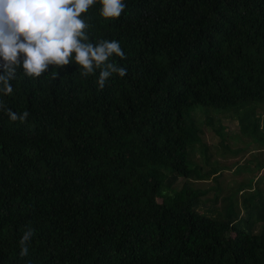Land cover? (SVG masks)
Segmentation results:
<instances>
[{
    "label": "trees",
    "instance_id": "obj_1",
    "mask_svg": "<svg viewBox=\"0 0 264 264\" xmlns=\"http://www.w3.org/2000/svg\"><path fill=\"white\" fill-rule=\"evenodd\" d=\"M124 2L118 18L101 17L100 0L83 17L93 42H120L126 76L101 89L99 70L85 79L74 62L38 78L17 69L0 94V264H264L261 191L242 219L233 203L199 213L205 192L174 188L216 174L190 159L205 148L195 113L213 123L199 107L261 127L264 0ZM5 109L30 115L13 122Z\"/></svg>",
    "mask_w": 264,
    "mask_h": 264
},
{
    "label": "clouds",
    "instance_id": "obj_2",
    "mask_svg": "<svg viewBox=\"0 0 264 264\" xmlns=\"http://www.w3.org/2000/svg\"><path fill=\"white\" fill-rule=\"evenodd\" d=\"M96 0H0V94L14 91L12 82L17 69L27 78H38L50 66L60 68L75 63L80 76L96 75L99 88L118 75H127V68L113 56L127 59L118 40L93 42L88 34L90 25L83 14ZM100 16L118 18L127 8L124 0H100ZM73 53L75 55H73ZM53 79L58 72L52 70ZM8 118L25 122L27 111L18 113L5 109ZM34 231L28 227L19 239L21 258L28 255Z\"/></svg>",
    "mask_w": 264,
    "mask_h": 264
},
{
    "label": "rangeland",
    "instance_id": "obj_3",
    "mask_svg": "<svg viewBox=\"0 0 264 264\" xmlns=\"http://www.w3.org/2000/svg\"><path fill=\"white\" fill-rule=\"evenodd\" d=\"M198 109L204 113L207 112L206 114L211 112L209 115L213 123L210 127L203 125L206 119L205 115L201 112L195 113L194 119L200 128L201 141L205 144V148L200 152L202 149L200 143L191 145L189 147L190 159L192 163L199 165L203 171L214 169L218 176L200 181L194 180L192 174L188 179L179 178L174 188L179 189L183 184H186L190 192H193V189L205 192L201 201L198 202L197 209L199 213H204L206 216H215L216 214L214 211L209 213L205 209L206 207L210 209L211 206H214L215 209L220 210L223 206L233 203L234 210L238 212V218L247 219V212L243 209V200L246 199L247 202L252 203L253 199H256L255 194L259 191L264 196V188H249L259 166V162H257L260 160L259 153L256 150L261 147L260 143L264 141V136H262L264 133V110L260 115L261 127L257 130L243 131L235 113L221 112L215 114V112L212 113L214 109L211 108L199 107ZM253 117L246 123L252 122ZM204 153L207 158L206 161ZM242 184L246 186L240 190L239 186ZM215 196L218 200L213 202ZM262 225L264 222H254L252 231L258 232Z\"/></svg>",
    "mask_w": 264,
    "mask_h": 264
},
{
    "label": "crops",
    "instance_id": "obj_4",
    "mask_svg": "<svg viewBox=\"0 0 264 264\" xmlns=\"http://www.w3.org/2000/svg\"><path fill=\"white\" fill-rule=\"evenodd\" d=\"M256 149H258V148H256ZM256 151L259 153L258 157L260 159V160H257V162H259L260 164L264 165V147L261 146ZM262 167L263 168H261L259 171L256 172V174H254V177H253L251 185H250L251 189L252 188L253 189H255V188L263 189L264 188V166H262ZM216 176H218L217 172H216V174H212L210 177L214 178ZM209 178H207L206 180H208ZM257 181H260V182L257 183Z\"/></svg>",
    "mask_w": 264,
    "mask_h": 264
},
{
    "label": "bare ground",
    "instance_id": "obj_5",
    "mask_svg": "<svg viewBox=\"0 0 264 264\" xmlns=\"http://www.w3.org/2000/svg\"><path fill=\"white\" fill-rule=\"evenodd\" d=\"M197 208V207H196Z\"/></svg>",
    "mask_w": 264,
    "mask_h": 264
}]
</instances>
